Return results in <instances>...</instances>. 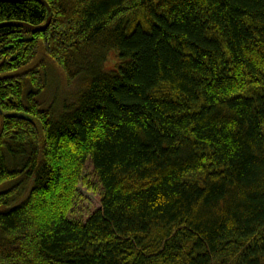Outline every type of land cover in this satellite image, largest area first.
Wrapping results in <instances>:
<instances>
[{
	"label": "trees",
	"instance_id": "1",
	"mask_svg": "<svg viewBox=\"0 0 264 264\" xmlns=\"http://www.w3.org/2000/svg\"><path fill=\"white\" fill-rule=\"evenodd\" d=\"M44 1H0L52 18L0 29V264H264V0Z\"/></svg>",
	"mask_w": 264,
	"mask_h": 264
},
{
	"label": "rangeland",
	"instance_id": "2",
	"mask_svg": "<svg viewBox=\"0 0 264 264\" xmlns=\"http://www.w3.org/2000/svg\"><path fill=\"white\" fill-rule=\"evenodd\" d=\"M111 65L112 62L108 67H111ZM80 172L81 178H78L79 182L76 185V193L72 198L71 206H68L67 211L69 210V212L67 216L71 222L85 224L98 211L102 210L104 188L90 159H88L85 167ZM63 203L66 205L68 200H64ZM38 210L37 212L41 213L42 217L47 215V210L41 208V212L40 207Z\"/></svg>",
	"mask_w": 264,
	"mask_h": 264
},
{
	"label": "water",
	"instance_id": "3",
	"mask_svg": "<svg viewBox=\"0 0 264 264\" xmlns=\"http://www.w3.org/2000/svg\"><path fill=\"white\" fill-rule=\"evenodd\" d=\"M0 1L10 2V3H19V2H23L27 0H0ZM34 1L41 2L47 8L48 14L49 15L51 14L52 9L46 1L44 0H34ZM51 21H52V18L49 17L46 25H43V26H31L26 23H19V22L3 23V24H0V29L5 28V27H21V28H26L30 30L32 33H40V32L46 31L49 28Z\"/></svg>",
	"mask_w": 264,
	"mask_h": 264
},
{
	"label": "bare ground",
	"instance_id": "4",
	"mask_svg": "<svg viewBox=\"0 0 264 264\" xmlns=\"http://www.w3.org/2000/svg\"><path fill=\"white\" fill-rule=\"evenodd\" d=\"M46 9V8H45ZM47 11V10H46ZM49 17V16H48ZM48 19V18H47ZM45 32V31H44Z\"/></svg>",
	"mask_w": 264,
	"mask_h": 264
}]
</instances>
